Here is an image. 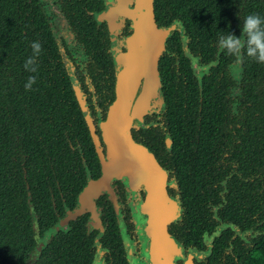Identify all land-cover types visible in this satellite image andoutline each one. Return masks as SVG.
I'll return each instance as SVG.
<instances>
[{
  "label": "trees",
  "instance_id": "obj_1",
  "mask_svg": "<svg viewBox=\"0 0 264 264\" xmlns=\"http://www.w3.org/2000/svg\"><path fill=\"white\" fill-rule=\"evenodd\" d=\"M55 1L85 48L86 77L66 68L40 0H0V264H93L95 259L85 217L39 250L38 236L44 238L66 209L76 206L87 183L84 163H92L94 133L72 78L89 112L102 113L90 116L95 133L116 97V78L104 67L102 51L109 37L90 14L103 9L104 1ZM154 10L162 28L182 26L187 46L210 67L197 80L188 58L176 65L164 55L160 64L168 110L187 112L180 135L171 124L173 141L191 142L168 167L184 209L183 222L171 224L182 231L177 241L193 248L201 230L196 220L212 218L225 228L201 264H264V64L245 57L241 82L236 81L229 69L234 57L216 46L220 34L240 35L247 14L264 17V0H155ZM182 44L175 31L167 47L179 46L183 56ZM119 264L128 263L122 258Z\"/></svg>",
  "mask_w": 264,
  "mask_h": 264
},
{
  "label": "flooded vegetation",
  "instance_id": "obj_2",
  "mask_svg": "<svg viewBox=\"0 0 264 264\" xmlns=\"http://www.w3.org/2000/svg\"><path fill=\"white\" fill-rule=\"evenodd\" d=\"M103 1V9L94 14H90L93 15L98 26H100V28L104 27L107 31L106 35H108L109 41L105 40L104 47L102 48L103 53L106 52V55L103 56L107 58V64L104 67L108 69L109 76L114 74L117 82V74L119 72L117 58L119 54L127 52L124 43L132 34L131 22L129 21V27H127L128 20L126 18L121 19L119 21L121 27L117 32L115 40H113L109 23L107 21L99 22L97 20V15L106 11L110 5L115 7L116 1ZM40 3L48 16L52 19V28L59 41V48L63 54L66 68L73 75L77 73L81 76L83 72V75L85 76L86 69L82 67L87 59L84 54L85 48L77 42L75 34L72 32L68 22L57 5V1L40 0ZM158 27L162 28L160 25H158ZM176 32H179L181 35L184 57L180 53L182 51H180L181 48L179 46L176 48H168L166 44L159 60L161 88L158 93V98L151 101V111L143 118V125L136 126L137 123L135 122V125L132 128L133 132H135L136 135H139L142 139L143 145L153 152L158 162L168 173V193L172 198L177 199L179 202L177 216L171 224L178 220L183 222L184 209L182 208L180 187L177 182H175L174 177H172V171L169 170L168 167L172 156L179 159L183 154L181 148L189 147L191 142L173 141L171 124L173 123L175 126L176 136L180 135L181 123L188 120L185 117H182V114H186L187 112L177 109L172 114L168 110L166 95L165 92L162 91V72L164 66L162 67L160 64L164 55L166 56L165 58L168 57L170 61H177L176 65H180V61H184L185 58H188L190 61L191 72L197 80L203 78L209 73L205 70L208 64H204L201 56L194 55L191 49L187 46L188 39L184 38L185 31L182 30L181 25L177 26ZM174 49L176 52L173 53L172 50ZM230 74L236 81L241 82V64L239 65L238 74L234 73L231 69ZM86 80L87 82H90V79L87 78ZM72 81L73 87L75 83L81 91L79 83H76L74 78H72ZM77 98L82 110V103L85 104L84 96L81 93V99L78 95ZM235 107L237 108V105L233 107L234 112H236ZM87 113L89 117L91 114L94 116H102V113L99 110L89 112L88 106ZM193 114L196 113L193 112ZM171 116H173V118H171ZM103 121L104 120L101 118L98 120V131L95 133L99 145L94 141V134L92 136L94 150L91 152V166H87V164L84 163L87 183L83 191L88 187L90 181H98L103 176L102 159H105L107 156V146L103 141L100 128V123ZM141 128L144 130L139 132L141 131ZM94 130L96 129L94 128ZM133 132L132 135L134 136ZM169 142H171V147L169 146ZM174 149H176L175 152ZM80 195L77 198L76 206H74L73 209H66V215L60 223L68 221V227H66V229L70 232L72 229L71 223H77L82 217L87 218L85 228L87 229L88 235L94 237L95 259L93 264H119L122 258L125 259L128 264H152L149 259L152 240L146 233L149 216L143 208L146 201V192L143 186L135 189L129 182L115 179L110 183L106 191L100 193L94 198L92 203L93 208L86 206L84 214L70 219L71 214L81 209L79 202ZM213 218L218 220L217 215H214ZM171 224L168 226V231L177 239V235H181L182 231L178 230V227L175 229L172 228ZM224 224V222L218 224L217 222H214L212 218L207 219V221L204 220V218L197 219L195 226L202 231L198 230L197 233L194 234L195 239L192 240V243L195 246L193 248H186L182 243H179L183 248V258H177L175 263L184 264L193 250L198 251L193 257L194 264H201L202 261L209 259L211 255H206L209 254L211 246L213 247L214 238L225 228ZM210 229L212 230L211 232H209Z\"/></svg>",
  "mask_w": 264,
  "mask_h": 264
},
{
  "label": "water",
  "instance_id": "obj_3",
  "mask_svg": "<svg viewBox=\"0 0 264 264\" xmlns=\"http://www.w3.org/2000/svg\"><path fill=\"white\" fill-rule=\"evenodd\" d=\"M115 1L116 6L110 5L97 15V20L109 23L113 40L121 27L119 21L123 18L131 22L132 34L124 43L127 52L119 54L117 58L119 72L115 100L105 121L100 123L103 141L107 146V156L102 159L103 176L98 181L89 182L79 197L81 209L71 214L70 219L84 214L86 206L92 207L94 198L106 191L115 179L127 181L135 189L143 186L146 192L143 208L149 216L146 233L152 240L149 259L152 264H176L177 258H183V248L169 233L168 226L177 216L179 202L168 193V173L153 152L134 140L132 128L135 122L136 126L143 125V118L151 111V101L158 98L161 88L159 60L179 24L159 28L154 10L155 0ZM74 89L81 99L77 84H74ZM82 110L94 133V141L99 145L84 103ZM66 227L68 221L49 229L44 238L38 236L39 250L49 244L53 235L60 231L68 232ZM197 253V250H193L184 264H194L193 257Z\"/></svg>",
  "mask_w": 264,
  "mask_h": 264
},
{
  "label": "clouds",
  "instance_id": "obj_4",
  "mask_svg": "<svg viewBox=\"0 0 264 264\" xmlns=\"http://www.w3.org/2000/svg\"><path fill=\"white\" fill-rule=\"evenodd\" d=\"M239 31V36L232 32L220 34L216 42L219 52L234 57L230 69L237 74L245 57L258 64H264V17L257 13L247 14L243 17ZM33 47L38 45L34 44Z\"/></svg>",
  "mask_w": 264,
  "mask_h": 264
}]
</instances>
